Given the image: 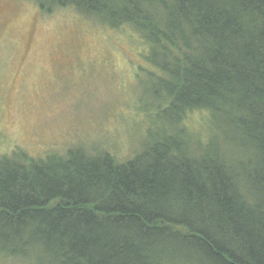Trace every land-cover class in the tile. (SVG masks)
Segmentation results:
<instances>
[{"label": "trees", "instance_id": "obj_1", "mask_svg": "<svg viewBox=\"0 0 264 264\" xmlns=\"http://www.w3.org/2000/svg\"><path fill=\"white\" fill-rule=\"evenodd\" d=\"M143 39L157 130L126 160L0 153V254L18 264H264V0H32ZM207 111L209 134L189 114ZM194 129V128H193Z\"/></svg>", "mask_w": 264, "mask_h": 264}, {"label": "rangeland", "instance_id": "obj_2", "mask_svg": "<svg viewBox=\"0 0 264 264\" xmlns=\"http://www.w3.org/2000/svg\"><path fill=\"white\" fill-rule=\"evenodd\" d=\"M146 50L129 26L111 28L72 6L44 12L32 0H0V153L81 147L132 157L157 130L143 108ZM186 122L204 135L212 126L207 111ZM0 264L18 263L0 254Z\"/></svg>", "mask_w": 264, "mask_h": 264}]
</instances>
